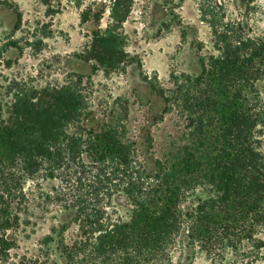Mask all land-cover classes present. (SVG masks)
I'll return each mask as SVG.
<instances>
[{
	"label": "trees",
	"instance_id": "trees-1",
	"mask_svg": "<svg viewBox=\"0 0 264 264\" xmlns=\"http://www.w3.org/2000/svg\"><path fill=\"white\" fill-rule=\"evenodd\" d=\"M128 5L111 1L110 22L80 54L105 74L129 64L121 32ZM229 34L215 33L217 52L199 58L196 75L170 74L168 92L152 84L163 112L175 110L184 131L176 152L149 167L126 137L124 119L95 120L78 83L12 93L0 120V173L16 182L6 195L20 201L27 181L58 182L46 199L70 214L76 234L66 241L70 223L61 222L47 240L65 264H173L182 235L213 262L228 248L244 256L243 242L261 246L255 236L264 226V39ZM198 188L207 195L185 210ZM18 221L0 204L1 260L55 264L47 252L8 262L14 243L6 232Z\"/></svg>",
	"mask_w": 264,
	"mask_h": 264
},
{
	"label": "rangeland",
	"instance_id": "rangeland-1",
	"mask_svg": "<svg viewBox=\"0 0 264 264\" xmlns=\"http://www.w3.org/2000/svg\"><path fill=\"white\" fill-rule=\"evenodd\" d=\"M111 1L0 0V120L15 89L75 82L95 120L115 123L124 119L126 137L149 167L153 160L176 152L184 131L175 110L163 112V100L152 84L168 92L173 87L170 74L196 75L199 58L217 52L213 47L217 32H243L264 39V0H125L129 9L121 32L129 64L105 74L80 54L95 32L110 22ZM69 131L78 130L71 127ZM57 185L51 179L39 185L27 181L26 197L18 201L11 196L15 180L0 173V204L7 203L9 213L19 217L6 232L14 243L8 262L47 252L55 264H65L55 242L47 240L51 228L61 222L70 223L64 232L66 241L76 234L70 214H63L58 204L46 199ZM206 195L205 189L198 188L184 203L185 210ZM255 237L260 247L243 242L244 256L228 248L223 261L213 262L182 235L173 264H264V226ZM0 261L7 264L1 256Z\"/></svg>",
	"mask_w": 264,
	"mask_h": 264
}]
</instances>
